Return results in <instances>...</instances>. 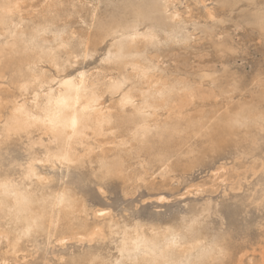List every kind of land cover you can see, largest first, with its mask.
I'll use <instances>...</instances> for the list:
<instances>
[{
    "label": "bare ground",
    "instance_id": "obj_1",
    "mask_svg": "<svg viewBox=\"0 0 264 264\" xmlns=\"http://www.w3.org/2000/svg\"><path fill=\"white\" fill-rule=\"evenodd\" d=\"M30 1L0 0V80L4 82H2L4 85L1 83L3 87L6 86L4 90H0V181H11L15 185L16 192V195H0V203L3 205L0 206V243L1 240L5 242L1 261L6 262L10 256L16 257L19 252L29 248L34 260L39 259L41 253V262L47 264L52 260L47 257L50 252H54L52 244L55 242L62 244L68 237L70 240L74 237L79 242H83L86 238L88 244L81 246L76 253L68 252L67 264H106V262L115 264L117 260L122 259L120 250L125 247V241L127 250L122 264H150L154 259L151 252L158 254L161 248L167 247L168 241L174 234H179V246L170 250L173 260L183 264H225L237 249L241 250V247L238 248L239 244L232 230L220 229L214 232L207 228L208 218L212 213H216L212 210L211 201H206L197 210L181 215L176 221L145 224L142 220L133 218L127 223L110 217L104 227L100 222L93 223L95 220H92L91 224L89 221L91 210L93 216L98 217V213L103 212L102 209L93 210L81 199V195L77 196L76 192L68 187V182L64 180L71 170L81 171L95 164L96 168L92 172L94 178L101 167L111 169L114 173L111 179L103 182V185L113 180L123 184L128 178L130 179L128 161L132 150L137 156L143 152L147 158L150 157L156 162L161 178H170V173L174 169L172 157L178 154L180 147L194 137L203 140L196 150L188 149L184 157L186 159H182L186 161L180 166L178 164L182 171L200 166L205 159H208L209 152L213 153L224 145H231L239 154L249 157L261 148L264 143V123L261 120L264 116V81L256 80L254 89L250 90L249 98L233 101L235 93L240 88L238 82L240 78L237 80L238 77L236 78L225 68L219 73L206 69L203 71V69L197 74H186V72V75L182 76L173 74L161 66L163 47L174 44L186 46L194 31H199L214 41V28L207 22L217 17L213 15L215 8L212 7L211 11L207 9L204 13V22L200 23L198 21L200 18H197V21L191 20L192 18H182L180 13L183 10L178 9L179 13L174 0H106L102 14L97 15L92 11L90 16L89 27L94 30L93 34H87L78 43H74L68 31L70 16L67 11L68 3L64 4L65 10L59 11L55 8L56 0H43L34 7L39 6L34 18L29 16L30 13H26V16L22 14L23 4L30 3L31 6L32 1ZM216 1L223 9H228L230 14L232 10L240 9L241 20L257 29L260 36L264 37V30L260 24L264 4L259 0ZM194 2L203 1L194 0ZM206 7L209 8L207 5ZM188 25L191 27V32L188 30ZM45 26L49 31L41 35L35 45L30 44L29 41L36 34V30ZM133 28L134 32L131 30ZM57 33L63 35L58 38ZM196 35L194 36L198 37ZM133 36L135 39L131 38ZM68 42H71L69 47L60 46L61 43ZM81 42L86 44L90 53L96 51L97 47L105 42L103 61L110 51L113 54V60L106 63L114 70L113 74L109 75L107 72L106 76L96 79H90L85 75L84 78V88L80 92L78 107L82 109L89 105L95 93L100 98V103L95 106L96 110L82 113L75 131L71 127L53 130L50 125L34 121L25 123L27 117L15 112L16 105H25L31 111L34 108L32 99L39 93L43 101V93L49 91L46 87L48 84L53 80H60L61 77L69 78V74L65 73V64L80 50ZM214 46L224 52L234 51L232 45L225 39L215 42ZM44 65L53 68L55 74L47 75V70L43 69ZM57 67L60 69L59 72ZM201 68L199 67V70ZM74 73L72 77L77 75L76 73L73 75ZM33 80H36V83H32ZM119 80L130 82L122 91L132 87L138 104L147 102L146 114L140 115L132 107H118L120 104L118 97L121 93L109 89L114 81ZM25 83L29 84V88L22 91L21 85ZM59 91L60 89L57 88V94ZM218 98L219 100L225 98L227 101L223 105H218V102L216 103ZM112 100L115 101L113 104L110 103ZM159 110H163L165 115L161 117L158 114ZM141 124L153 131L144 139L134 138L132 133ZM114 129H121L128 135L127 139L118 143L119 146H124V151L118 148L113 154L112 152L109 155L101 154L100 137L108 131L113 132ZM107 141L105 139V143ZM95 149L101 150L96 157H92ZM16 150L21 152L20 156L15 155ZM178 159L180 161V158ZM256 160L253 162L257 167L259 162ZM145 161L143 160L139 165L142 171L137 169L134 174V177L142 182L147 179L145 178L147 170H144ZM246 164L249 168L248 163ZM254 167L251 166L252 169ZM220 169L224 170L223 166L220 165L216 169L215 165L211 177L216 179L214 180L216 183L222 184L227 178L221 176ZM58 171L61 172V176L57 175ZM227 172L230 177H235L231 175L236 173L232 174L230 171V175V172ZM262 173L264 174V167ZM57 181H60V184L54 186ZM236 181L239 180H235V184H238ZM98 185L101 192V184ZM189 187L192 188L194 185ZM210 189L208 187L207 191L209 192ZM235 189H237L236 185ZM249 200L256 207L264 205V184L252 189ZM103 209L106 212L108 208ZM260 227L259 240L264 238V223ZM102 228H106L107 231L104 229L103 233L107 232L109 242L113 244L115 250L113 254L103 253L101 244H98L99 246L91 244L95 237L101 240L105 238L104 234L100 235ZM244 236L241 238L243 239ZM133 241L141 243V252L133 253L132 259L129 260L128 253L135 247ZM145 252L149 255H145Z\"/></svg>",
    "mask_w": 264,
    "mask_h": 264
},
{
    "label": "rangeland",
    "instance_id": "obj_2",
    "mask_svg": "<svg viewBox=\"0 0 264 264\" xmlns=\"http://www.w3.org/2000/svg\"><path fill=\"white\" fill-rule=\"evenodd\" d=\"M31 1H30L31 6L30 3H28L29 5L25 3L28 6L23 4L22 14L23 16H26L27 15L26 13L28 14L30 13L29 16L35 18V12L36 10H39V6L37 8L34 7H36L43 0H31ZM105 1L106 0H56L57 5L55 6V8H58L59 11L65 10L64 4L68 3L67 11L68 14L70 15L68 19L69 20L68 31L70 32L69 34L73 38L74 43H78V41L80 39H83L87 34L88 35L93 34L94 30L92 28L90 29L89 27L90 16L92 14V11L97 15L102 14V12L104 11ZM201 2L202 3H195L194 0H186V1L174 0V5L175 7L177 6L176 7L177 10L178 9L183 10L181 13L178 10L182 18L184 17L186 19L192 18L191 20H196L197 18L198 19L200 18V20H198L200 21V23L204 22L203 19L205 18L204 17L205 11L207 9L211 11L212 7L213 9L215 8V10L213 11L214 12L213 15L214 16L217 15V17L215 16L213 20L216 19L217 21L208 20L207 22L208 25L214 28L213 29L215 34L214 41L208 39L201 32L194 31V33L191 36V40L188 42V44H186V46L174 44L172 46L169 45L163 47L161 66L165 67L167 71H170L173 74L176 73L182 76L186 74H197V72H202L203 69H204L203 71L206 70L216 71L217 73H219L222 71V69L225 68L231 73H233L235 77L237 76L238 77V78L236 77L237 80L240 78L238 81L240 83V88H239L240 92L237 91L235 93L233 101L237 99H247L250 97V90L254 89L255 87L254 84L256 80H261V76L264 75V42H263L264 37L260 36L257 29H255L254 27L248 24H245V22L241 20L240 9H234L230 14V11L228 9H223L216 0L215 1L201 0ZM259 2L264 4V0H259ZM206 5L209 6V8H207ZM188 6L191 7L189 8ZM185 9L186 11H184ZM215 12H217L218 14L217 13L215 14ZM193 15L194 17H192ZM189 16L190 18H187ZM219 19L221 20V22ZM213 24L214 26H212ZM249 28L253 30L250 29L249 31ZM221 29H223V31ZM188 30L190 32L192 31L190 25H188ZM194 35L198 37H195ZM221 39L227 40L232 45L234 51L224 52L216 48L214 46V43ZM196 40L198 41L196 42ZM104 49H105V42L100 44L97 47L96 51H92L90 57L86 60L84 59L76 60V56L80 54V51H77L74 54V56H72L69 59L71 60L72 67H65V73L72 75V73L74 72L77 74V71L84 72L86 75L89 76L90 79H96L106 76L107 72L109 75H111L110 73L113 74L114 70L111 67H109L106 63H104L102 60L104 55L103 54ZM183 50L185 54H183L184 53ZM177 51L179 55L177 54ZM176 55L178 56L176 57ZM224 58L226 60H224ZM181 63L183 64V66ZM195 63H197V65ZM208 63L215 67L208 66L209 65ZM198 64L200 65L198 66ZM199 67L202 68L199 70ZM208 68L211 69L209 70ZM43 69L47 70L46 71L47 75L55 74V70L49 67L48 65H44ZM75 73L73 75H75ZM108 74L107 76H109ZM243 74L245 75L243 76ZM0 81L1 84L3 81L2 80ZM2 84L0 90H4L6 88V86L3 87L4 84L3 85ZM115 98L116 97H114L113 99L115 100ZM114 100H112L110 103L113 104L115 102ZM220 100H222L223 103ZM220 100L219 98L216 99V103L218 102L217 103L218 105L219 104L223 105L227 101V99L225 98L223 99L220 98ZM158 114L161 117L165 115V113H163V110L162 111L159 110ZM127 136H128L127 133L121 129H114L113 132H109V131L106 132V134L100 137L99 139L100 145L102 146L101 154L109 155L110 152H112L111 154H113L115 151H117L116 149L118 148L124 151V146H119L118 143L127 139L128 138ZM105 139L108 140L106 143H105ZM102 140H104V142H101ZM202 140L203 139L198 137L191 138L189 142H187L184 146L179 148L178 154L172 157L171 159V162L174 161L173 162L174 169H172V172L170 173V178H165V179L161 178L158 173L159 166L156 162H153L150 157L147 158V155L145 153L141 152L140 155L137 156L134 153L135 151L132 150L131 151L132 154L130 155V160L128 161L130 165L128 172L130 173L129 174L130 176L128 177H130V179L128 178V180L123 184H121L119 181L116 180L110 181L102 186V191L100 192L98 182L94 178L92 173L96 168L95 164H92V166L90 167L87 166L81 171L71 170L68 177L64 178V180L68 182L67 184L68 187L74 190L77 196L81 195L80 196L81 199L86 201L93 210L102 209V211L107 214V215L106 214L103 215L102 217H100L101 215L95 217L93 216L91 210L89 214V221L91 224L95 220L93 223L100 222L101 225L102 224L106 225V222H108L107 219L110 217H112V219L114 220L116 219L117 221H121V220L126 221L127 223L130 222L133 218H138L142 220L145 224H148L149 222L165 223L169 221H176L179 219L181 215L188 214L190 211L193 210H197L206 201H211L210 203L212 205V210L216 211V213H212L208 218L206 223L207 228L211 229L214 232L219 231L220 229L232 230L234 238L239 244L238 248L241 247V250L238 251L237 249L232 254V257L226 260L225 264H264V238L261 240L258 239L260 238L261 235L260 225L264 223V205L260 207H256V205L251 204L249 200L252 189L258 188L260 184H264L263 183L264 174L262 173V168L264 167V143L262 144L261 148L250 157L239 154V152H237L234 149V147L231 145H224L218 148L213 153L209 152L207 154L208 159H205L203 164H201L200 166L194 167L193 169L190 170H185L186 172L182 171V168L178 167V164L179 166L182 165V163L186 161L182 159H186L184 157L188 149L192 148L193 150H196L201 145ZM109 142L112 143L109 144ZM106 147L107 148L109 147L110 149L109 148L107 149ZM103 149L105 151H103ZM100 150L101 149H95L94 150L95 153L94 152L92 153V157H96L99 153L98 151ZM15 155L20 156L21 152L19 150H16ZM237 156H239L240 159ZM175 157L177 158V160ZM178 158H180V161H178L179 160ZM143 160L144 161L146 160L145 161L146 169L144 170H147L146 171L147 175L145 176V178L147 179L144 180V182L139 181L137 180V178L134 177L136 171H138L139 169H141L142 171V167L139 165ZM247 160H249L250 164L249 162H247ZM255 160L259 162L257 167L255 165L256 163H254ZM246 163H248L249 168L246 166L247 165ZM215 165H216V169L220 165L223 166L224 170L223 169L220 170L222 174L224 173L225 174L224 175L221 174V176L223 178L225 177L224 179L227 178L225 180L226 182L222 181L223 182L222 184L219 182L216 183V181H214L216 179H213L211 177V174L213 173L212 170L215 169ZM251 166L252 167L255 166V167L252 169ZM227 167L230 170L226 169ZM241 169L245 171L243 172ZM226 170L229 172L231 171L232 174L236 173L235 175H231V172L229 173L231 176L233 177L235 176V177L234 178L230 177ZM238 173L239 174L242 173V174L239 175ZM57 175L61 176L62 174L60 171H58ZM249 175L251 178L249 177ZM229 177L232 178L231 181ZM236 179L239 180L236 181L238 184H235ZM246 179L248 180L247 182ZM210 182L212 183L214 182V183L212 184ZM215 183L217 184L218 188ZM58 184H60V181L55 182L53 185L57 186ZM192 184L194 185V187L192 188L189 187V186H193ZM235 185L237 186V189H235ZM207 186L209 187V189L212 187L209 190V192L207 191L208 188ZM231 186L234 188H232ZM199 187L201 188L203 187L202 189L206 188L204 189V191L206 190V192H204ZM193 190L196 191L192 192ZM211 190L214 191V193H212ZM147 196H149V198ZM160 196L163 197L162 200ZM174 196L176 197L174 198ZM167 198H169V200ZM103 208L105 209L108 208V209H106L105 212ZM104 229L106 230V228H102L103 231L100 235L104 234L103 233L105 232ZM242 234H245V236ZM240 235L246 238L244 239L243 237L242 239L241 238L242 236ZM104 236L105 238L102 236L104 239L101 237L102 240L95 239L96 238L95 237L94 240L91 241V244L95 246H99L101 244L102 247L101 251L103 253L113 254L115 250L113 248V244L109 242L107 232L104 234ZM69 238L70 237H68L67 240L65 239V241L62 244L54 241L55 243L52 244L54 252H50L47 255V257H50L52 260L47 264H67L68 252L76 253L81 246H86L88 244L86 242V238L85 240H83V242H79L78 239L77 238L75 239L74 237H71V240ZM1 241L2 242L0 243V264H15V263L44 264V262H41L40 260L41 253H39V257H38L39 259L34 260L32 254L29 253V248L25 249L22 252H19L16 255V257L10 256L8 261L2 262L1 257L3 251L5 250V242L4 240Z\"/></svg>",
    "mask_w": 264,
    "mask_h": 264
},
{
    "label": "snow or ice",
    "instance_id": "obj_3",
    "mask_svg": "<svg viewBox=\"0 0 264 264\" xmlns=\"http://www.w3.org/2000/svg\"><path fill=\"white\" fill-rule=\"evenodd\" d=\"M260 24L262 30H264V10L261 12L260 17ZM133 32L135 29H131ZM49 31V28L47 26L43 27L42 29H37L36 34L31 38L29 41L30 44L35 45L37 43V40L39 37ZM58 38L63 35V33H57L56 34ZM132 39H135V37H131ZM154 39V37H153ZM71 42L68 43H61L62 48L69 47ZM80 54L76 56V60L81 59H88L91 55V53L87 50L86 44L81 42L80 44ZM113 60V54L110 51L108 56L104 58V63H109ZM65 67H72L71 60L65 65ZM57 71L59 72L60 69L57 67ZM84 72L77 71V75L75 77H72L69 75V78L65 79L61 77L60 80H53L50 84H48L46 87L49 89V91H46L43 93L44 100L41 101L40 94L38 93L33 99H32V105H34V108L30 111L27 109L25 105L17 104L15 107V112L22 113L27 117V123L28 121H34L37 123H43L46 125H50L53 130L60 128V127H71L73 131H75L79 120L81 118L82 113H87L90 111L96 110V105L100 103V98L95 93L93 94V97L89 103V105H86L84 108H79L80 104V92L84 88V78H85ZM261 80L264 81V75L261 76ZM32 83H36V80H33ZM130 84L127 80H119L114 81L112 86L110 87V91L115 93H121L119 95V108H127L132 107L133 109H136L137 113L140 115L146 114L147 111V102H143V104L137 103V98L134 96L133 88L129 87L126 91H122L125 88V85ZM55 85L56 87H53ZM44 86L42 85V88ZM29 88V84L25 83L21 85V90H26ZM57 88L60 89L59 93L57 94ZM72 93H75L73 95ZM37 114H33V113ZM262 123H264V116L261 117ZM153 129L147 127L146 125H139L135 131L132 133V136L134 138L144 139L148 135L151 134ZM63 158V157H62ZM114 173L111 169H105L104 167H101L99 172L95 173V178L98 183L101 184V190L103 186V182L111 179L113 177ZM0 195H16L15 192V185L12 184L11 181L3 180L0 181ZM163 197H161V200ZM0 206H3L2 203H0ZM106 213L100 212L98 215H105ZM195 223V221H194ZM127 231V230H126ZM171 231V230H170ZM179 241V234H174L171 239L167 243L166 248H161L159 250V253L151 252V255L154 257V259L150 262V264H183V262L175 261L171 258V252L170 250L178 247ZM133 244L135 247L128 253V259H132L133 253H140L141 252V243L139 241H133ZM127 250V242L125 241V247L120 250L121 258L123 259L125 256V251ZM145 255H149L148 252L144 253ZM122 259L117 260L115 264H122ZM106 264H110V262H106Z\"/></svg>",
    "mask_w": 264,
    "mask_h": 264
}]
</instances>
